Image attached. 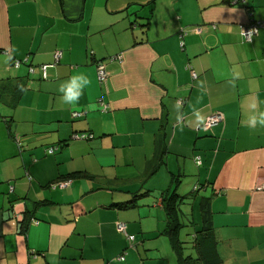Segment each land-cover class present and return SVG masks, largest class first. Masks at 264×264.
Listing matches in <instances>:
<instances>
[{
  "label": "crops",
  "instance_id": "1",
  "mask_svg": "<svg viewBox=\"0 0 264 264\" xmlns=\"http://www.w3.org/2000/svg\"><path fill=\"white\" fill-rule=\"evenodd\" d=\"M251 20L263 24L244 41ZM77 73L91 84L65 104ZM215 110L224 121L198 129ZM261 111L264 0H0V264H177L168 189L184 197V252L197 256L207 212L212 264H264Z\"/></svg>",
  "mask_w": 264,
  "mask_h": 264
},
{
  "label": "trees",
  "instance_id": "2",
  "mask_svg": "<svg viewBox=\"0 0 264 264\" xmlns=\"http://www.w3.org/2000/svg\"><path fill=\"white\" fill-rule=\"evenodd\" d=\"M148 20L149 17L148 18L146 17L144 24H142L141 26L146 28L148 25ZM179 39L182 40V37L179 36ZM98 63H103V61L95 62L96 66ZM185 69L187 68L185 67ZM85 134L91 135L90 132L88 133L85 132ZM88 138L91 137H87L85 139ZM162 161H163L162 156H160V154L159 155L156 154L153 159L149 160L147 164V176L152 175L154 172H156L157 169L160 167V165L163 163ZM178 180H180L179 177H177V180L175 178L173 183L175 182V184L177 185ZM198 185L199 186L196 185L193 186L192 188L193 192L200 190L203 184H198ZM183 198H184L183 196L175 193V191H170V189L164 190L161 193L163 208L167 219L165 232L167 233V235L171 240L173 250L177 252L178 255L177 264H212L214 261H216L215 259L213 260L212 258V256L215 253V244H214L215 242L213 238V233L209 230L211 221L207 212H205V215L203 214V217L201 219L202 222L201 225H203L202 230L205 231V234L203 235L200 227L199 231H197L198 235H196L195 239L191 242L192 247L194 248V252L196 253L197 256L193 257L191 252L190 253L184 252V249L186 247L183 244V242L181 243L179 239V231L182 227V222L179 219V212H180V203L182 202ZM132 203L133 200L129 202V204ZM197 260H200L202 263H199Z\"/></svg>",
  "mask_w": 264,
  "mask_h": 264
},
{
  "label": "built area",
  "instance_id": "3",
  "mask_svg": "<svg viewBox=\"0 0 264 264\" xmlns=\"http://www.w3.org/2000/svg\"><path fill=\"white\" fill-rule=\"evenodd\" d=\"M241 1L243 2V0H232L233 3L241 2ZM262 24H263V22H260L257 20L249 21L247 23V25L244 28H242V30L240 32L242 37H243V40L244 41H250L258 33V29L262 26ZM193 29L196 32H200V29L198 28V26H194ZM187 32H188V30L183 29V30H181V34L179 36L182 37ZM59 56H60L59 51H56L54 54V59L57 60L59 58ZM108 60L109 61H116L117 60L118 62L121 61L120 58H118V57H111ZM24 61H26V60H24ZM19 64H20V62L18 60L14 61L15 67H18ZM45 67H46V65L41 66V68L44 72V75H45ZM96 68H97V78H98L99 82L104 83L108 77V71L106 70L103 63H98ZM186 68L188 69L191 77L196 76L195 72L192 70L190 65H187ZM178 102L181 103L182 101L179 100ZM102 106H103L102 111H105L107 109V105L102 104ZM72 115L73 116H79V115H82V113L75 111L72 113ZM223 121H224L223 113L219 110H215V111L211 112L209 115H207L204 122L202 124H199L197 127H198V129L205 131V130L209 129L210 127L216 126L217 124H219ZM87 137H91V135H87V134H85V132H79V133H73L70 136V139H85ZM52 151H53V149H51L49 152H52ZM195 162L197 164L200 163L199 157H195ZM68 183H69V181L61 180V181L55 183L54 187H64ZM125 227L126 226L124 223L118 222L116 228L119 232L125 233ZM122 259H123V255L118 256V260H122Z\"/></svg>",
  "mask_w": 264,
  "mask_h": 264
},
{
  "label": "clouds",
  "instance_id": "4",
  "mask_svg": "<svg viewBox=\"0 0 264 264\" xmlns=\"http://www.w3.org/2000/svg\"><path fill=\"white\" fill-rule=\"evenodd\" d=\"M11 57H9L10 59ZM91 84V80L84 73H77L72 75L65 83H63L59 91L62 94V100L65 104L76 105L79 103L84 90ZM253 109L256 108V104L251 105ZM89 110H95L96 104L89 103L87 105ZM257 123L264 126V111H261L257 114H254L250 117V124L255 126Z\"/></svg>",
  "mask_w": 264,
  "mask_h": 264
},
{
  "label": "rangeland",
  "instance_id": "5",
  "mask_svg": "<svg viewBox=\"0 0 264 264\" xmlns=\"http://www.w3.org/2000/svg\"><path fill=\"white\" fill-rule=\"evenodd\" d=\"M54 185H55V182L53 181V182L50 183V186H49V187H50L51 189H54ZM117 260H118V256H117Z\"/></svg>",
  "mask_w": 264,
  "mask_h": 264
}]
</instances>
